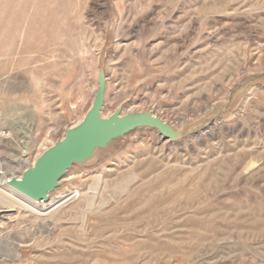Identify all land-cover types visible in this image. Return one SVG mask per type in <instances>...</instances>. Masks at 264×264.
Wrapping results in <instances>:
<instances>
[{"label":"rangeland","instance_id":"374dc122","mask_svg":"<svg viewBox=\"0 0 264 264\" xmlns=\"http://www.w3.org/2000/svg\"><path fill=\"white\" fill-rule=\"evenodd\" d=\"M98 36L106 116L126 100L175 128L236 115L180 145L129 135L68 173L51 218L0 204V264H264V0H0V173L81 120L94 90L76 45Z\"/></svg>","mask_w":264,"mask_h":264},{"label":"water","instance_id":"95a60500","mask_svg":"<svg viewBox=\"0 0 264 264\" xmlns=\"http://www.w3.org/2000/svg\"><path fill=\"white\" fill-rule=\"evenodd\" d=\"M106 86V52L101 50L96 89L81 120L64 127L37 155H30L25 167L4 183L7 188L32 202H48L69 172L92 167L129 135L151 131L171 145H180L208 130L227 111L225 106L216 105L211 112L175 128L151 110L125 112L126 100L106 116Z\"/></svg>","mask_w":264,"mask_h":264},{"label":"bare ground","instance_id":"6f19581e","mask_svg":"<svg viewBox=\"0 0 264 264\" xmlns=\"http://www.w3.org/2000/svg\"><path fill=\"white\" fill-rule=\"evenodd\" d=\"M105 1V0H104ZM96 4V3H95ZM97 6V5H96ZM95 6V7H96ZM93 7V6H92ZM99 7V6H98ZM93 9V8H92ZM111 9H112V11L113 12H116V8H115V6H112L111 7ZM100 10V9H99ZM104 10H106V8H104ZM125 14H126V12H125ZM103 16V15H102ZM121 16V15H120ZM90 17V16H89ZM97 17V16H96ZM104 18H106V17H104ZM121 18V17H120ZM94 23V22H93ZM119 23H120V21H119ZM101 26L102 25H100V29H101ZM25 28V27H24ZM134 28V27H133ZM99 30V29H98ZM98 30L96 31V33H98ZM103 30V29H102ZM127 30V29H126ZM101 31V30H100ZM100 31H99V33H100ZM125 31V30H124ZM131 33V32H130ZM134 33V32H133ZM132 34V33H131ZM86 38H87V36H86ZM134 38V37H133ZM96 40H97V42H96V44L94 45V47H92V48H90L88 45H87V42H88V40H86L84 37L81 39V41H80V43L78 44V45H76L77 46V48H76V55H78V56H81V57H84L85 59H86V61H85V63H86V66H87V69L89 68V66H90V69H89V77H90V81H91V83L93 84L92 86H93V90L95 91V89H96V75H97V61H98V52H99V50L101 49V47H102V43H103V40H102V38H101V36H98L97 38H96ZM133 40V39H132ZM126 46V45H125ZM122 48V47H121ZM148 62V61H147ZM142 63V62H141ZM149 63V62H148ZM113 65V64H112ZM147 66V65H146ZM168 68V67H167ZM167 70V69H166ZM109 71H110V69H109ZM108 71V76H107V88H106V99H107V94H108V89H109V86H108V79H109V74H110V72ZM164 73V72H163ZM122 76V75H121ZM92 77H93V79H94V77H95V79H94V82H93V80H92ZM3 79H4V77H2ZM2 80V79H1ZM116 81V80H115ZM167 81V80H166ZM94 83H95V85H94ZM113 84V83H112ZM121 85V84H120ZM114 91V90H113ZM117 91V90H116ZM115 91V92H116ZM114 92V93H115ZM252 92L253 91H251L250 92V94L248 95V96H250L251 94H252ZM125 94V93H124ZM115 96L117 95L116 93L114 94ZM118 96V95H117ZM141 96V95H140ZM139 96V97H140ZM170 97V96H169ZM1 104V103H0ZM135 105V104H134ZM2 108V107H1ZM9 109V108H8ZM170 109V108H169ZM125 111V110H124ZM244 111V110H243ZM236 115V111H230V112H228L227 114H225L224 116H222V117H220L218 120H216L212 125H211V127L208 129V130H206V131H204L203 133H201V134H199L198 136H196V137H193V138H191V139H197L198 141H199V139L201 138V136H203V135H206V133L209 131V130H212V129H214V127L217 125V124H219V125H224V123L225 122H227V121H229L230 119H232L234 116ZM177 116V115H176ZM75 118V117H74ZM73 118V119H74ZM76 118H77V116H76ZM164 121H166L165 119H163ZM77 121V120H76ZM75 120H74V122H76ZM166 122H168V121H166ZM218 125V126H219ZM215 131V130H214ZM155 133V132H154ZM209 133V132H208ZM156 134V133H155ZM157 135V134H156ZM208 135V134H207ZM158 136V135H157ZM159 137V136H158ZM219 137V136H218ZM190 140V139H189ZM189 140H187V141H189ZM41 143V142H40ZM163 143V142H162ZM190 147V146H189ZM23 151V150H22ZM21 153V152H20ZM25 154V153H24ZM22 155V154H21ZM135 158V157H134ZM28 160V159H27ZM27 160H24V161H22L21 162V168H24L25 167V164H26V162H27ZM135 161V160H134ZM129 164V163H128ZM119 168H120V166H119ZM121 169V168H120ZM101 172V171H100ZM115 175V174H114ZM10 177H12V176H8V175H5V174H2V173H0V204H4V205H9V206H11V207H13V208H16V209H21V210H23L24 212H26V213H31V214H34L35 216H36V218H39V219H46V218H51L52 217V215H53V213L55 212V211H58L68 200H69V198H67V197H64V198H62L61 200H58V201H55V202H52L51 201V198H52V196H51V198L49 199V201L48 202H32V201H30V200H28V199H26V198H24V197H22V196H20L19 194H17V193H15L13 190H11V189H9V188H7L6 186H5V182L8 180V179H10ZM66 177H68V174L61 180V184H62V182L64 181V179L66 178ZM91 178V177H90ZM96 178H97V176H96ZM102 180V179H101ZM122 181V180H121ZM120 181V182H121ZM103 182V181H102ZM97 183V182H96ZM101 183V182H100ZM92 186H93V184H92ZM105 186V185H104ZM125 186H126V184H125ZM101 187V186H100ZM95 188V187H94ZM60 189V188H59ZM59 189H57L56 191H58ZM91 189H92V187H91ZM91 189H88V191L89 190H91ZM98 189V188H97ZM97 189H95V190H97ZM68 190V189H67ZM70 190V189H69ZM55 191V192H56ZM77 191V190H76ZM92 191H94V190H92ZM98 191V190H97ZM54 192V193H55ZM74 192V191H73ZM86 192V191H85ZM67 193V192H66ZM65 193V194H66ZM70 193V192H69ZM89 193V192H88ZM63 194V193H62ZM64 194V195H65ZM76 194V193H75ZM92 194V193H91ZM90 194V195H91ZM263 194V193H262ZM70 195V194H69ZM87 195V196H86ZM86 198H90V197H88V196H90V195H88L87 193H86ZM76 196V195H75ZM93 197H95L94 196V194L92 195ZM92 196H91V198H92ZM97 196H99V195H97ZM69 197V196H68ZM90 198V199H91ZM56 199H57V197H56ZM55 199V200H56ZM59 199V198H58ZM93 199V198H92ZM89 200V199H88ZM87 200V202H89ZM97 200V199H96ZM91 201V200H90ZM85 203V205H86V201H84ZM76 203V202H75ZM94 203H95V201H94ZM94 203H92L91 202V204H90V206L92 205V204H94ZM104 204H106V203H104ZM43 207H45V208H43ZM69 207V206H68ZM88 207V206H87ZM9 208V207H8ZM65 208V207H64ZM63 208V209H64ZM90 208V207H89ZM3 209H5V208H3ZM66 209V208H65ZM99 209V208H98ZM62 212V211H61ZM61 212H59V214L61 213ZM90 212H93V211H90ZM259 212V211H258ZM84 213V212H83ZM21 214H23V212H21ZM62 214V213H61ZM257 214V213H256ZM22 217H24L23 215H21ZM20 216V217H21ZM56 216V215H55ZM60 217V216H59ZM35 220V219H34ZM87 220V219H86ZM16 221V220H15ZM18 221V220H17ZM33 223V222H32ZM4 224V223H3ZM17 224V223H16ZM0 225H2V222H1V224ZM19 225V224H18ZM59 225V224H58ZM87 224L85 223L83 226H86ZM5 226V225H4ZM12 227V226H11ZM44 227V226H43ZM38 228V227H37ZM36 228V229H37ZM48 228L49 227H47L46 228V230H45V232L48 230ZM86 228H87V226H86ZM52 229V228H51ZM83 229V228H82ZM85 229V228H84ZM83 229V230H84ZM82 230V231H83ZM38 231V230H37ZM86 231V230H85ZM205 231V230H204ZM51 232V231H50ZM49 233V232H48ZM179 234V233H178ZM81 235V234H80ZM48 237V236H47ZM150 239V238H149ZM63 241H65V240H63ZM152 241V240H151ZM175 241V240H174ZM184 242V241H183ZM154 243V242H153ZM176 243V242H175ZM82 247V246H81ZM66 249V248H65ZM55 251H57V250H55ZM147 252V251H146ZM147 253H149V252H147ZM56 256V255H55ZM60 256V255H59ZM73 256V255H72ZM149 256V255H148ZM61 257V256H60ZM145 257V256H144ZM63 258V257H62ZM148 259H149V257H148ZM142 261V260H141ZM152 261V260H151ZM143 262V261H142ZM132 263V262H131Z\"/></svg>","mask_w":264,"mask_h":264}]
</instances>
